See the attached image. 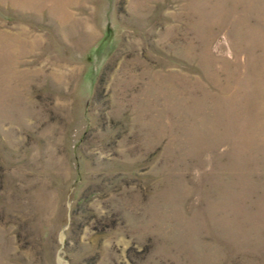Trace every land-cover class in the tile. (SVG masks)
<instances>
[{
  "label": "rangeland",
  "instance_id": "374dc122",
  "mask_svg": "<svg viewBox=\"0 0 264 264\" xmlns=\"http://www.w3.org/2000/svg\"><path fill=\"white\" fill-rule=\"evenodd\" d=\"M0 264H264V0H0Z\"/></svg>",
  "mask_w": 264,
  "mask_h": 264
}]
</instances>
